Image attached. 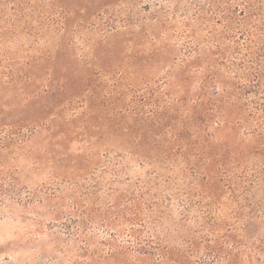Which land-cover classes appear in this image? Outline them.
Returning <instances> with one entry per match:
<instances>
[{"label": "rangeland", "instance_id": "374dc122", "mask_svg": "<svg viewBox=\"0 0 264 264\" xmlns=\"http://www.w3.org/2000/svg\"><path fill=\"white\" fill-rule=\"evenodd\" d=\"M226 1L0 0V264L84 262L72 234L135 254L124 211L184 264H264V87L222 56L249 24Z\"/></svg>", "mask_w": 264, "mask_h": 264}, {"label": "trees", "instance_id": "16d2710c", "mask_svg": "<svg viewBox=\"0 0 264 264\" xmlns=\"http://www.w3.org/2000/svg\"><path fill=\"white\" fill-rule=\"evenodd\" d=\"M213 1L217 0H189L190 5H194V8H196L197 12L205 9L206 5H209L210 7H216L215 10H219L221 7L220 4H213ZM232 3H235L237 7L240 8V14L245 20H247L249 24L244 27H241L240 25L238 30H234L235 34L239 36L238 39H243V43H241V45L237 40V42L239 43V47L234 51L235 56H230L232 54V52L230 53V51V55L226 56V54H223L222 56L229 58V61L234 65L236 71H242V73H245L246 76L250 78V82L253 87L261 89L264 87V0H228L226 1V4H228V6H223L222 15H226L227 13H229V5H232ZM210 9H208V11H210ZM171 11L170 18L172 20H170V23L173 20H181L179 19V16H176L178 14V10ZM226 11L227 13H224ZM187 14L188 12L185 11L184 14L180 16V18H183L185 21V18H187ZM195 15L196 13H194V16ZM225 17L226 16H224V18ZM191 42L192 46L190 55L191 57L196 58L199 56L196 51L201 50L199 49L200 43L198 39L195 38H193ZM217 48L221 49L220 46H217ZM238 55L242 56L239 57ZM196 70H201V66H197ZM9 186H11V184L8 185V183L5 182V179L0 177V201L4 199L3 195L5 191H9ZM49 190L53 189L50 188ZM40 194L41 193H37V191L33 192L32 194H29L28 199H31L32 201L38 200L39 202H42L48 196L49 199H51L52 197H60L57 195V192L54 191L50 192L49 194H47V192L41 195ZM121 205L122 203L113 204L112 207L118 208V206ZM121 210L122 209L120 208L118 211ZM109 212L113 214L116 213L117 210L113 211L111 209V211H105L104 216ZM117 215V218L106 217L102 221L108 226L112 227L115 225H119V223L123 222L124 220H129L131 223V226L129 228V232L131 233L129 234L131 240H127V242L134 244L133 247H135V254L130 253V250L128 248H130L131 246H126L125 244H121L119 242V234H109V237L102 236V238L104 237V239L100 241V243L104 247L109 245V247L111 248V252L107 253H103L102 250H100V248H98L97 246H95V248L98 249L88 248V245H91V247L95 245V242L93 241H95L96 237L101 236L100 234H72V237L76 241L81 240L82 244L80 246H82V249L84 250V255H79V258L83 257L85 259L84 262L76 260L74 264H109L110 262H114V264H184V260L186 258L184 249L178 248V253H176L175 251L171 250L169 246L164 245L163 243H160L158 246L153 245L156 243L150 244L153 241L151 239H143V234H140L141 228H138V226L143 225V220L140 217L135 216V218H127L126 211H124L122 214L118 212ZM66 217H68L67 220H69L70 222L73 221V216L71 217V214H69V216L67 215ZM161 240L163 242V239ZM194 240H192V242L190 241L188 250H191V247L193 248L194 245H196L197 241L195 240V243ZM185 244H187V242H185ZM208 247H210V253H212V245H208ZM212 255H214L212 256L214 258L219 257V254L216 252ZM205 264H211V261H208Z\"/></svg>", "mask_w": 264, "mask_h": 264}]
</instances>
